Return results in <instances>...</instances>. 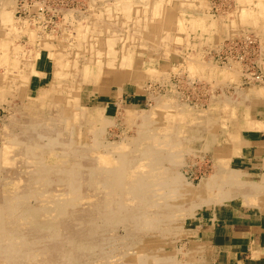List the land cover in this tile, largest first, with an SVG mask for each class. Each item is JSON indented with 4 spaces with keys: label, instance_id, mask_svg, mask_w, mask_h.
<instances>
[{
    "label": "rangeland",
    "instance_id": "374dc122",
    "mask_svg": "<svg viewBox=\"0 0 264 264\" xmlns=\"http://www.w3.org/2000/svg\"><path fill=\"white\" fill-rule=\"evenodd\" d=\"M263 109L264 0H0V264H201L202 213L264 210Z\"/></svg>",
    "mask_w": 264,
    "mask_h": 264
},
{
    "label": "crops",
    "instance_id": "0c3cea01",
    "mask_svg": "<svg viewBox=\"0 0 264 264\" xmlns=\"http://www.w3.org/2000/svg\"><path fill=\"white\" fill-rule=\"evenodd\" d=\"M96 88L100 92L98 100L106 105H117L118 100L113 102L112 98L105 97V87ZM115 94L119 95L117 91ZM245 131L247 138L243 139L239 158L244 169L260 175L264 169V109L259 110ZM224 204L227 203L217 206ZM187 235L190 245L193 242L205 247L199 255L201 264H264V210L241 206L213 208L201 214L195 227L188 228Z\"/></svg>",
    "mask_w": 264,
    "mask_h": 264
},
{
    "label": "built area",
    "instance_id": "2783aa9c",
    "mask_svg": "<svg viewBox=\"0 0 264 264\" xmlns=\"http://www.w3.org/2000/svg\"><path fill=\"white\" fill-rule=\"evenodd\" d=\"M253 42V39L250 37H244L243 39H230L223 43L216 55V61L226 64L229 61L243 62L245 60V55L249 45ZM252 76L251 79L261 80L262 75L255 74L250 72Z\"/></svg>",
    "mask_w": 264,
    "mask_h": 264
},
{
    "label": "bare ground",
    "instance_id": "6f19581e",
    "mask_svg": "<svg viewBox=\"0 0 264 264\" xmlns=\"http://www.w3.org/2000/svg\"><path fill=\"white\" fill-rule=\"evenodd\" d=\"M208 64V63H207ZM118 97V96H117ZM36 99V98H35ZM4 108V107H3ZM224 119V118H223ZM250 128V127H249ZM222 170V169H221ZM227 170V169H226ZM225 170V171H226ZM224 172V171H223ZM108 173V172H107ZM219 175H221V174H219ZM227 175V174H226ZM220 177V176H219ZM226 178V177H225ZM233 178V177H232ZM222 179V178H221ZM215 180H217V179H215ZM220 180V179H219ZM218 180V181H219ZM206 181V180H205ZM204 181V182H205ZM221 182V181H220ZM225 183H226V181H224ZM109 183H111V182H109ZM108 184V183H107ZM222 184V183H221ZM105 185H106V183H105ZM203 185V184H202ZM210 185H211V182H210ZM237 185V184H236ZM107 186V185H106ZM205 186V185H204ZM234 186V185H233ZM108 187H109V185H108ZM235 187V186H234ZM216 188V187H215ZM217 189V188H216ZM222 189V188H221ZM108 190H109V188H108ZM112 190V189H111ZM111 190H109V191H111ZM220 190V189H219ZM227 190V189H226ZM224 191H225V189H224ZM216 193V192H215ZM222 194V193H221ZM226 193H224L223 194V197H224V195H225ZM229 193H227V195H228ZM247 195V194H246ZM253 195V194H252ZM208 197V196H207ZM207 197H206V199H207ZM210 198H211V196H210ZM217 198V197H216ZM213 199V198H212ZM211 199V201H209L210 202V205H212V204H214L216 201H220V200H218L219 198H217V199H213L212 200ZM226 199V198H225ZM244 200H246V199H244ZM244 203V202H243ZM196 205H197V203H196ZM196 207V206H195ZM200 207V206H199ZM93 247V246H92ZM253 250V249H252ZM183 260V259H182Z\"/></svg>",
    "mask_w": 264,
    "mask_h": 264
}]
</instances>
